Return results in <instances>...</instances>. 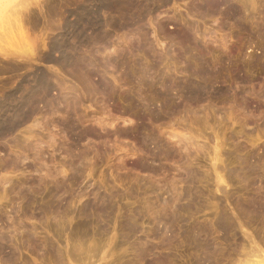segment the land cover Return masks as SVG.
Returning <instances> with one entry per match:
<instances>
[{
    "label": "rangeland",
    "instance_id": "1",
    "mask_svg": "<svg viewBox=\"0 0 264 264\" xmlns=\"http://www.w3.org/2000/svg\"><path fill=\"white\" fill-rule=\"evenodd\" d=\"M25 1L0 0V12L29 7L42 58L5 55L17 46L0 34V99L39 73L53 90L0 139V264L262 256L264 0H167L152 12L161 3L136 0L129 18L99 8L106 36L84 41L89 65L72 67L44 54L71 12L100 0Z\"/></svg>",
    "mask_w": 264,
    "mask_h": 264
},
{
    "label": "bare ground",
    "instance_id": "2",
    "mask_svg": "<svg viewBox=\"0 0 264 264\" xmlns=\"http://www.w3.org/2000/svg\"><path fill=\"white\" fill-rule=\"evenodd\" d=\"M26 1H25V3H26ZM146 1H148V2L151 1L152 3H154V2L161 3V4L157 5V7L154 6L156 8H151V9H150V7H153V6L149 5L150 7H149L148 12H152L153 10L161 11L160 9H162V7H164V4L167 3V0H145V2ZM151 2H149V3H151ZM225 2H226L225 0H211V3L214 5H218V4L220 5V3L225 4ZM20 3H22V1L19 2V5L18 4L17 5L20 6L21 5ZM36 3H38V2H36ZM147 3H146V7H148ZM211 3H209V4H211ZM137 4H138V2H136V0H116V2H113L111 0H100L98 7H97V5H96V7H94V5H88L87 7H85L82 10H77L75 12L73 11V13L71 12V14H73V16H74L73 20H71V19L67 20V21L64 20L65 24H62V25H64L62 27V29L64 28L63 29L64 32H62V34H60L59 36L54 37L50 41V43H49L50 51L47 52L46 54L43 53L44 54L43 58L48 60V61H51L53 63L54 62L57 64L59 63L62 66H66V67H69V66L72 67V66L78 65V64L79 65L83 64L85 66H88L89 64H87V62H86L87 58L82 53L80 46H82L83 42L86 40L88 41V42L86 41L87 43H89V42L91 43V42H94L96 39L98 40L97 37L104 38L106 36V34H102V32H105L104 29L107 26L106 24L108 23L107 22L108 20L105 21L106 19L103 20L100 17L101 15L99 14L100 12L98 11V9L100 8V9H104V10L112 12L114 9H116V7L118 9L119 8L118 6H120V8H122L121 11H123V9H124L125 11H127L126 14L127 13L129 14L130 10L133 11L134 10L133 8L136 7ZM138 6H140V5H138ZM120 8H119V11H120ZM10 9L11 8H9V10ZM137 9H138V7H137ZM28 10H30L28 6L18 8V9L16 7L15 9L12 8L10 10V12L6 11L4 15H2V12H4L5 9L1 10V12H0V34L3 35L2 36V38L4 37L3 40L10 38L9 43L11 44V41H12V43L14 42L13 45L17 46L16 47L17 50L13 51V53L9 52V50H6L4 54L7 56L14 54V56L16 55L17 57L22 58L25 62L30 64L32 61L36 60L37 57L42 58V55L38 54L39 51H36L37 48H36L35 42L31 41V38H29V34L27 32L28 30H26L25 24L23 22V19H24L23 13L25 11H28ZM146 10H147V8H146ZM125 11H124V14H125ZM138 13H140V12H138ZM124 14H123V16H124ZM126 14H125V16H126ZM129 15L130 16L127 15L128 17H125V16L124 17L125 18L131 17V13ZM137 15L139 16V14H137ZM140 15H143V14H140ZM125 21H127V20H125ZM112 24H114L116 26L119 25L116 22V20H115V22L111 23V25ZM87 29L95 30V31H97V34H95L94 37H92L93 33L90 36H88L89 34L88 35L86 34ZM7 40H9V39H7ZM7 40H6V42H8ZM46 45L47 44L44 41V48ZM105 49H107V46L104 47V50ZM53 51L57 52V53L59 52V55H54ZM39 55H41V56H39ZM67 65H69V66H67ZM26 66L27 65H25V67ZM76 67L77 66H75V68ZM90 67H92V66H90ZM86 71H89V69ZM200 73L202 75L205 74L204 71H201ZM79 75H80V73H79ZM26 79L29 80L30 78L29 79L26 78ZM24 82H26V81L24 80ZM34 82H35V86H30V87L28 86L27 87L25 85L26 84L25 83V84H23L22 87L20 85L19 88L15 89V90L12 89L10 92L8 91V93H6L4 95V97L2 99H0V139L3 136H6L9 132L12 133V130L17 125L19 126V123L21 122V120L24 117L29 115V113L31 112V110L34 109V107L37 105V103L39 101H42L43 98L45 99L53 90V86L51 84L50 77H48L46 73H39L36 76ZM190 84H191L192 88L197 89V90L199 89V86H202V83L200 85L198 83L194 84V83L190 82ZM205 84H203V86ZM27 85H29V84L27 83ZM206 86H207V84L205 85V87ZM201 88H204V87H201ZM191 89H189V90L191 91ZM17 92H19L20 94L18 93L19 94L18 95ZM26 118H28V117H26ZM216 154H220V155L222 154V153H220V149L218 147H216ZM259 158H261V157L259 156ZM219 179L222 180V182L226 183L225 179L224 178L222 179L221 176H219ZM249 206H251V205H249ZM257 208L258 207H256V209ZM247 209L248 208L246 207V210ZM132 226H135V225H132ZM132 226H129V227H132ZM220 226H224L225 228H228L227 226H229V225L224 224V221L221 220ZM132 228H134V227H132ZM244 252L245 251H243V253ZM235 254L239 255V253H235ZM260 254H261V252H260ZM260 254L259 255L256 253L254 254V250H250L245 255L246 259L244 258V259H241V260L238 259V260H239V262L242 261V262H240V264H264V254L262 256ZM240 256H242V255L240 254ZM254 256H257V257L255 258ZM239 258H241V257H239ZM6 260H8V259H6ZM212 261L213 260H210V257L208 256V258L207 257L204 258V260L202 261V264H212ZM216 264H218V263H216Z\"/></svg>",
    "mask_w": 264,
    "mask_h": 264
}]
</instances>
